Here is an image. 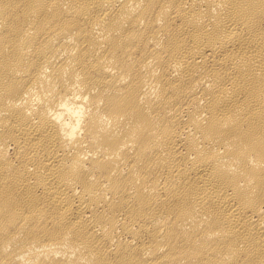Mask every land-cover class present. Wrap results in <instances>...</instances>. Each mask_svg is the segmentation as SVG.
<instances>
[{
    "label": "bare ground",
    "instance_id": "6f19581e",
    "mask_svg": "<svg viewBox=\"0 0 264 264\" xmlns=\"http://www.w3.org/2000/svg\"><path fill=\"white\" fill-rule=\"evenodd\" d=\"M0 264H264V0H0Z\"/></svg>",
    "mask_w": 264,
    "mask_h": 264
}]
</instances>
